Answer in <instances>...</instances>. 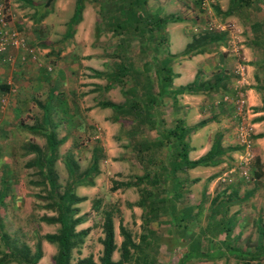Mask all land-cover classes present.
I'll return each instance as SVG.
<instances>
[{"label": "crops", "instance_id": "crops-1", "mask_svg": "<svg viewBox=\"0 0 264 264\" xmlns=\"http://www.w3.org/2000/svg\"><path fill=\"white\" fill-rule=\"evenodd\" d=\"M81 1L82 3L80 5V11L77 15V20L75 23H71V19L74 15L75 0H0V3L2 2L6 4L9 9V14L6 17L9 22L8 28L10 30H14L16 34L19 32L20 36L23 37V40L19 46L12 48L11 45H7L5 49L0 52V175H3L7 178L8 175H16L15 172H11L10 168L11 163L17 156V153L20 152V146L15 144L16 141H13L18 137L17 134L21 132L27 137L43 135L41 132L37 131L39 126L34 128L33 125L40 123L42 117L45 116L46 108L49 109L48 114L53 120H55L57 116L62 117L63 120H66L64 111H67L66 105L69 107L70 104L67 102V99L62 97L64 94L61 92L66 90L65 84L67 81L65 82V80L67 79V72L69 73L67 70L70 68V62H75L76 64L83 62L85 66L88 65L96 69L95 70L89 67L93 74L98 72V76H102L105 72H100L97 70L99 67H102L104 53L125 51L137 52V50H139L140 47L138 45L124 43L126 40H121L118 38L121 36V34L115 35L111 29H108L110 28L108 25V21L110 20L109 15L110 17H113L120 4H123L125 8L132 7L136 9V12L142 15V21L147 18L145 21H148L149 24L157 17H162L164 14H166L164 11L160 12V7H166L167 10H169L167 11L169 12L167 13L168 17H173L174 19L178 18L177 21L168 20L165 23L163 30L167 51L170 57V88H180L187 83H190L194 79L200 83H210L214 80L212 76L213 69L215 71L218 70L217 73H220L223 68L228 69L225 71V76L227 78L224 77V81L226 80L224 88L220 86L219 88H222L219 89L220 95L212 94L213 96L217 95L218 97H213L211 101L213 100L212 102L215 103L216 106L221 104L222 106L231 107V109H228V111L234 115L236 112V104L233 102V99L235 98V94L242 93L241 95L244 99L243 106L245 111L240 113L242 114L240 123L249 125L251 127V139L255 159H257L260 163L264 160V134L261 136H256L257 134L264 131V95L262 96L259 92L262 87L259 83V80L255 78L258 69L257 66L260 65V62H262L261 56H257V53L258 51H262V49L260 48V45L256 43L254 31L252 30V24L258 23L259 21L257 20L259 19H250L253 20L250 22L251 26L250 24H245L247 25L246 28L248 29L242 33L244 19L239 16V13H243V9H252L251 5L254 0H251L250 4L244 7L240 5L239 13L238 10H236L232 15H225L223 17H230V19L236 18L240 28H238V26L232 25L233 28L235 27L233 30L231 25H229L227 21L223 20V18H216L213 16V20L225 28L223 30L205 29L212 32H225L226 38L230 39L229 44L231 45L229 46V49L227 46L220 44V54L216 55V53L214 51H210V47L207 46V49L204 52L192 54L190 56H180L186 44L192 39L188 28L194 33V29H198L199 31V29L203 27L204 22L198 24V21L199 23L201 21L198 16L202 18L203 15L206 19H212V16H209L211 11L201 13L197 11V7L195 6L196 0H192L195 1L193 2L195 7V9L193 7L194 10L187 8L184 5V1L191 2V0H158L159 3H157V0ZM182 3L186 8L182 6ZM212 4H217L218 9L223 12L228 6V0H212ZM179 5L182 6L180 13L170 14V12L176 10ZM252 7L254 8L256 6ZM211 9H213V7H211ZM191 12H195L194 14L198 20L197 24L191 22V25L187 27L188 31H186V27L183 26L185 30L182 32V27H179V24L188 25L189 23L186 21V18H188L189 15L192 16ZM254 12V10L251 11L252 17L254 16ZM261 18L264 19V16ZM10 22L12 23L10 24ZM130 26L134 27L135 24L132 23ZM16 29H18V31ZM231 34H233L235 39ZM231 37H233L234 41L236 40L237 42L235 41V43H233V39H231ZM130 42H133V40L131 39ZM157 47L161 49L160 46ZM145 50L149 51L150 49ZM234 50L238 52V56H235L233 52H231ZM226 51L231 52V55L226 53V56L231 57H229V60L227 58L222 59V53ZM90 52H98L99 54L97 55L93 53L91 56L86 57V54H90ZM80 56L84 57L81 58ZM134 56L137 57L136 55ZM164 57L165 54L162 53L159 57V60L163 59ZM204 59H208V61H204ZM129 60L130 59L127 61ZM145 60L146 57L141 60L140 65ZM118 62L119 59L117 63ZM208 63L210 65L206 66ZM139 66L134 67L137 68ZM153 67L154 66H152V68L149 70L150 73ZM206 67H208L210 74L201 79L202 74L199 73V70ZM239 67L242 69L243 76H239L237 74ZM130 80L131 83L126 86L133 84V80L131 78ZM156 89L157 88L153 81L152 90L155 92ZM42 92H44V98L40 103L36 95ZM207 93V91L194 94L186 92H171L168 94V96L161 95L158 97V99L169 100L170 109L175 110V112L173 111V114L169 110L170 114L173 116L171 125L169 126L166 125L165 121H167V118L165 115H160L163 120L164 128H170L173 126L177 119H182L186 126L196 125V127L193 128L187 135V141L190 146V149L187 152L189 159H196L197 157L204 154L214 141L213 140L206 144L203 142L201 145H199V143H196L195 139H191V137L194 136H200L201 140L204 139L202 134L206 132V119H202V121L199 122H195L193 120L190 121L191 123L186 122V118H188V112L192 113L194 109L197 108L196 106L199 104L200 100L205 102L204 99L202 100L203 97L209 98L210 95L205 96ZM57 97L62 98V103L58 107L54 105ZM180 97H184L181 103L179 102ZM211 101L208 102L211 103ZM29 104H31V106L37 110L41 109V115L38 118V112H31V123H21L19 117L23 111L26 113L28 112L27 107ZM61 109H63V111ZM218 111L219 109L216 108L212 115L209 113L208 116L210 117L208 118L213 121V116ZM68 114H70L69 111H67L66 115ZM64 123L65 122L63 121V124ZM53 126L56 128L57 124ZM233 130L234 128H232V134L235 131ZM43 138L45 146L43 147L46 148L48 147L46 137L44 136ZM233 138L236 139L235 135H233ZM59 139H62V142L58 144L61 145L66 138ZM25 141L26 142L22 143L21 145V149L23 151L22 153L30 151V153H27V155H33L35 152L36 154L34 155V158L36 159V156L38 155L37 147H32L33 145L30 141ZM233 142H236V140H233ZM220 147L223 148L221 158L223 155L228 157L230 153L231 155L233 154V159L234 157L236 158L239 148L237 150L235 148L232 152H230L226 151L221 144ZM162 148L164 149V147ZM47 151H49V149ZM48 156L49 152L46 157ZM57 158L58 156H56L52 161V165ZM221 161L222 159L219 162ZM65 164L69 165L68 161H64V165ZM64 167H66L65 169L67 171V175H70V167ZM196 168L210 169L213 168V166H195L193 168L187 169L186 173L181 174L183 177L179 176V178H181L183 181L182 183L184 184V186L181 188L178 187L174 182V180H177L178 177H168V179L164 181V183H166L165 185L167 186L163 190L169 195H176L177 197L181 196L179 197L181 198V201L175 205L174 218H172V215L170 218L171 221L173 219L175 220L173 221L175 226V240L173 239L175 246L173 247L171 254L167 252L165 253L164 257H159V259L156 257L157 264H170V260H177L176 256L181 258L180 264H264V259H262L264 258L263 225L257 228L255 232L253 231L252 235L256 237L254 244L252 245L248 243V235L253 225L255 228L256 224H261L260 218L264 217V187H238L235 185L225 189H217L214 187L204 188L206 183H203L200 192L198 193L197 191L190 188L192 184L201 180H203V182L208 181V184L210 182L213 183L215 182V179L219 178V175H187L189 171H193ZM258 168L260 170L258 172H261L262 175L256 176L257 180L264 178V166ZM50 169L51 175H55V173H57L53 166H50ZM227 170H231L232 172L234 168L233 166H230V168ZM11 177L12 176H10V178ZM254 179L255 178H253V180ZM15 184H17L16 181ZM80 186H82L81 188L85 187L84 185ZM7 192H3L1 189L0 195L2 193L4 196L11 194V198H14L16 194L19 196L16 191V185L15 191H12L13 193H11L9 190ZM185 195L191 196L193 198L192 202H185L186 198H183ZM203 197L206 202H203L204 204L200 205ZM15 206L16 205H10L9 209L8 205H4V203L0 204V224L2 221L1 226L4 225V220H6V222L9 224L19 222L21 221V218L24 220V215L21 214L23 212L17 211ZM203 206L205 207L203 208ZM133 207L141 210L140 213H138V220H140L138 221L139 232L135 238L132 236V240L134 244H138L137 246L139 250L135 249L132 254L131 261L124 264H138L135 257L139 258V260H142L144 256L147 255V249L151 251L150 254L152 255H154L156 252L159 253V247L162 243H165V240L168 245L170 242L173 243L170 237H158V230L160 229L158 220L161 218L159 217L160 214H163L160 213L162 210L158 212L159 214L157 217L147 221L144 224V226L148 227L149 230L143 232L140 231V229L144 227L141 217L142 208L137 204L132 205V208ZM169 211L170 210H167L164 213L167 212L170 214ZM82 212V210L77 209L73 217L79 218V221L74 225V232H85L82 235L83 244V242H86V239L91 238L93 228L91 224L87 222L86 215H82ZM139 217H141V219ZM262 221L264 222V219H262ZM150 223L155 224L152 226ZM215 223H219V226H225V224L232 223L230 225H233V230L229 234H225L223 229L215 232L214 228H212ZM27 225L28 224L26 223L23 226L18 225L15 228L20 227L27 229ZM207 227L210 228L207 229ZM203 228H206V232L201 233ZM210 229H212V232ZM14 232L13 235L15 236ZM166 232L168 233V231ZM6 233L7 232H2L1 229L0 234H5L6 236L8 234V240L18 244L17 238H15L12 234ZM118 234H120L119 230L118 233H116L113 224V242L115 244V249L111 254V259L113 261L119 258L118 247L122 240V236L120 238ZM101 237L102 232L96 235L95 241H98V238ZM230 237H234L235 239L239 240L240 243H234V241L229 239ZM157 238H159L158 241ZM1 244L2 242L0 241V250L2 248ZM82 244L80 243V245ZM98 245H101L100 242H98ZM150 247H153V249ZM169 247L170 246H168V248ZM99 248L102 249V246ZM33 251L34 249H31L30 254H32ZM46 252L49 258H47L45 255ZM54 252L55 251H51V249H49L48 253V249L45 246L42 247V253L37 259L36 264H54L52 259ZM100 253L95 256L90 254L80 255L79 258H76L70 262L74 263L77 259L90 257L92 262L99 264L98 258ZM4 264L19 263L10 260Z\"/></svg>", "mask_w": 264, "mask_h": 264}, {"label": "rangeland", "instance_id": "rangeland-1", "mask_svg": "<svg viewBox=\"0 0 264 264\" xmlns=\"http://www.w3.org/2000/svg\"><path fill=\"white\" fill-rule=\"evenodd\" d=\"M191 0L184 1V5L187 8L193 9L194 5ZM264 0H254V2L251 5V10H245L243 9V13H239V16L244 19V27H242V33L248 29L246 28L247 25L250 24V19L257 18L259 22H263L264 19L261 18L264 16ZM157 3L159 1L157 0ZM183 3L182 6L184 7ZM213 5V4H212ZM211 5V6H212ZM178 6L176 10L173 12H170V14L180 13L181 7ZM256 6V7H252ZM184 7V8H186ZM160 12L164 11L166 14L163 16H166L167 8H159ZM195 9V7H194ZM193 9V10H194ZM191 10V11H193ZM254 10V16H251V11ZM211 14L209 16H213L216 18L221 17L219 14L215 13L213 9L210 10ZM209 11V12H210ZM195 12H191L192 16H188L186 18V21L189 23L188 25L179 24V27H182V32L185 30L183 26L186 27V31L189 30L190 36L194 37L198 33L196 31L193 33L191 29L187 27L191 25V22H195L194 20L197 19ZM183 15V14H181ZM207 17V16H206ZM200 18V23L198 21V24H201L203 22V19ZM222 18V17H221ZM235 18V17H234ZM263 19V20H262ZM11 20V18H10ZM223 20L227 21L229 25L233 28V26H238V21L235 19L223 18ZM248 21V22H247ZM12 22H10L11 24ZM233 25V26H232ZM200 26V25H199ZM192 27V26H191ZM16 28V27H14ZM235 27L233 28V30ZM18 31V29H16ZM164 30V27H163ZM162 30V32H163ZM201 32L207 31L203 28L200 30ZM19 34V32H18ZM233 36V34H231ZM19 37L23 40V37ZM234 37V36H233ZM231 37V39H233ZM235 39V37H234ZM233 39V43H235ZM165 40V37H164ZM163 40V41H164ZM230 39L228 38L226 40V43L224 46H227L229 49V46L231 44ZM221 39H217L216 42L212 45H210V51H214L216 55L219 53V45H220ZM237 42V41H236ZM132 44L136 45V42H130ZM164 45V44H162ZM166 45V41H165ZM12 48H15L11 46ZM221 48V47H220ZM226 49V48H225ZM157 48L158 54L157 57H160L162 52H165L168 54L167 47L163 49ZM233 52V51H231ZM230 51H226L223 54V58H227L228 60L231 58L230 56H226V53H229L231 55ZM94 52H90L86 54V57H89ZM136 52H129L128 59L131 64L134 66H139L141 63V60L146 57V60L148 61L149 55H145L143 57H135ZM214 53V54H215ZM94 54H99L98 52ZM182 54V53H181ZM180 54V55H181ZM213 54V55H214ZM257 56H261L262 54L260 51H258ZM81 58L84 56H80ZM107 57V58H106ZM230 57V58H229ZM236 58V57H235ZM103 64L102 67H99L97 71L105 72L104 75L98 76V72L93 74V72L89 69L92 68L91 66H85L83 62L80 64H76L75 62H70L67 71V79L65 80V88L66 90L62 91L61 93L64 94L62 97L67 99V102L70 104V106H67V111L70 112V116L65 117L66 120H63L65 123L60 122V120L57 122V119L55 120L57 123L51 122L52 125L57 124L56 128H54V134L53 138L54 140H57L59 138L65 139V141L61 144L56 146L55 148V154L58 156V158L53 162L54 170L57 172L55 175H51L52 179L54 180V186L57 194L61 193L67 185L68 188L71 189V192L76 196L84 197V200L81 202L72 203L71 207L77 208L78 210H82V215H86V220L88 223L92 226V233L91 238L86 239V242L81 241V244L78 246H75L74 248H71L70 250V261L79 258L80 255H97L100 253L99 247L101 245H98V241H95V237L98 233L101 232V221H102V211L103 210H110L112 213V221L115 227L116 233H118L119 225H122L125 229H127L131 236L133 238L136 237V235L139 232L138 227V213H140V209L132 208V205L136 204V201L138 199V191L136 187H118L115 190H111V186H117L119 182L121 181H128L133 178L134 175L141 174L142 168L138 163L137 157L135 155V149L131 146V143L129 141V134H131L133 137L137 136H143L146 138H155L156 131L148 127L144 123L139 126H135V124L132 123L129 117L120 116L117 118L113 110H111L108 107H104L100 105L99 103L102 101H111L113 103H122L124 101V98H128V95H123L118 85H114L112 87L106 85L107 81V73L112 69L115 63L118 61V56L115 55L114 52L111 53H104L103 58ZM128 59H123V61H127ZM150 59V58H149ZM237 60V58H236ZM204 61H208V59H204ZM208 63L206 66H209ZM95 69V68H92ZM96 70V69H95ZM228 69L223 68V71H227ZM259 71V72H258ZM218 70L215 71L213 69L212 76L214 78L215 75H217ZM199 73L202 74L201 79L207 75L210 74V71L208 67L204 69H200ZM257 75L259 77V83L261 84V81L264 78V72H261L257 69ZM70 76V77H69ZM211 77V76H210ZM127 81H125V87L126 85H129L131 83V80L129 77H126ZM44 91V90H43ZM261 95H264V90L261 89L259 91ZM44 92L38 93L36 95L38 101L41 103V101L44 98ZM212 94L220 95L219 88L212 89L209 91L205 96L210 95L209 98L203 97L205 102L201 101L199 102V107L197 104L196 109L192 113L188 112V118H186L187 123H191L190 121L199 122L203 120H207L205 122L206 125V132L202 134L204 137L203 140H201L200 136H194L191 137V139H195L196 143L201 145V143L205 142L204 144L211 142L215 140L217 137H219V142L222 145V147L225 148L226 151L232 152L235 148L236 150L239 148L238 142H233V140H236L233 138V135L235 133L232 132V128H234V125L238 120L234 118L233 114L228 111L231 107L222 106L221 104L216 106L215 103L211 101L213 97L217 98L218 96H213ZM226 94V93H225ZM221 97V96H220ZM179 102L181 103L184 97L179 98ZM199 100V99H198ZM163 101V102H162ZM160 104V108L162 109L161 114L165 115L167 118L165 121L166 125H171L173 116L170 114L169 110L172 112H175V110L170 109L169 100H162ZM211 101V103L209 102ZM4 103V101H3ZM62 103V98L57 97L55 106L58 107ZM204 107V108H203ZM206 107V108H205ZM28 112L26 113L23 111L19 117L21 123H28L32 119L31 112H38V118L40 117L41 109L37 110L29 104ZM184 108V107H183ZM216 108L219 109V111L214 114L213 121L208 118L210 115L213 114V111L216 110ZM236 109V108H235ZM237 110V109H236ZM60 122V123H59ZM69 122V123H66ZM31 123V122H30ZM29 123V124H30ZM40 126V123H37V125H33V127ZM232 127V128H231ZM133 128V129H132ZM128 129H132L130 131H127ZM135 129V130H134ZM137 129V130H136ZM235 130V129H234ZM233 130V131H234ZM18 137L14 139L13 142H15L16 145L20 146V152L17 153V156L15 157L14 161L11 163V172H15L16 175H8L7 177H4L3 175H0V190L2 189L3 192H7L8 190L15 191V185H16V191L19 194L13 195L14 198H11L10 195H5L0 198V204L4 203V205H8V208L10 209V205H16L15 208H17V211H21L22 215H24V220L21 218V221L15 222L14 224H9L6 222V220L1 221L0 224V232L2 229V232H7L9 234L13 235V232L15 233V238H17V245H25L26 251H29L31 253V249L35 248L36 242L39 244L40 249V255L42 253V247H46L48 249H51V251H55L53 256L55 255L57 251V246L55 242H48L46 239L43 238V235L46 233H57L58 232V223H52L47 222L45 220H42L43 216L50 217L55 216L57 213V206L54 202V199L48 194V184L45 183L42 175H37V167L35 165L27 166V162H31L34 159V155L36 154L34 152L33 155H27V153H22L21 145L22 143L26 142L25 140H28L32 143L33 146L37 147V153H43V156L46 157L48 155V152L46 148H44V136H30L27 137L25 134L18 133ZM236 138V137H235ZM190 140V138H189ZM28 143V142H27ZM44 146V147H43ZM96 149V169L98 173L91 178L93 185L87 186L84 185V188H81L82 186L77 185V180L80 175L88 173V170L91 168L93 163V156H94V150ZM166 150V149H165ZM164 149H160V154L162 157L166 158L168 150L165 151ZM65 155V156H64ZM231 153L227 157L226 155H223L221 158L222 161L218 162L216 165H211L213 168L206 169V168H196L195 172L189 171L187 175H219L218 179H215L213 183H209L208 181L201 180L199 182H196L190 186L193 190L200 192V189L202 187L203 183H206L204 188H217V189H225L232 186L237 185L238 187H264V178L257 180L256 174L259 170L258 167H261V164L256 165L255 163V155L252 158L251 161L248 162V164L243 165L242 168L235 167L234 170L229 172L230 166H234V159L232 157ZM64 161H68V164L64 165ZM258 163H260L258 161ZM69 166L71 173L70 175H67L66 167ZM150 165L146 164L144 170L148 168ZM15 170V171H14ZM226 172L225 178H222L223 173ZM180 177H183L181 174H178ZM262 175V173L260 174ZM259 175V176H260ZM10 176H12L10 178ZM86 179H89V177H84ZM253 178H255L253 180ZM16 179V180H15ZM206 179V178H205ZM15 181L17 184H15ZM166 183L161 182V178L159 179L158 185L153 186L150 184H147L146 188H150L154 190L159 197H168L167 193L163 190L167 185ZM188 186V185H187ZM158 187V188H157ZM204 190V189H202ZM8 193V192H7ZM16 193V192H15ZM24 194V195H21ZM205 194V193H204ZM181 197V196H179ZM176 197L177 203H180L181 198ZM183 198H186L185 202H192V197L185 195ZM198 198V197H197ZM179 199V200H178ZM96 201V202H95ZM206 202L204 197L202 198V202L200 205H203ZM94 204H97V210L94 207ZM205 206H203L204 208ZM162 208V207H161ZM137 209V210H136ZM24 210V211H22ZM26 210V211H25ZM136 210V211H135ZM146 211H148V207L146 208ZM9 214V213H8ZM174 218L175 213L172 214L164 213L160 214L159 217L160 220H158L160 229L158 230V237L164 236V237H170L171 241L169 245L166 243H162L159 247V253L156 252L154 255L150 254L151 251L147 249V256H150L148 259L153 264H157L156 257L159 259V257H164L165 253H170L173 251L174 244V229L175 226L173 224L174 219L171 221L170 218ZM186 215V214H185ZM141 219V217H139ZM261 224H256L255 228L254 225L248 235V243L254 244L256 237L253 236V231L255 232L257 228L263 225L264 229V222L262 219L264 217L260 218ZM201 220V219H200ZM137 221V222H136ZM28 224V228H15L18 225H25ZM55 224V225H54ZM155 223H150V225L154 226ZM166 224V227H165ZM144 226V225H143ZM4 229H3V228ZM204 229V228H203ZM203 229L201 233L203 232ZM149 230L148 227L144 226L140 229V231H147ZM168 231V233L166 232ZM212 232V229H210ZM6 233V234H7ZM209 233V232H208ZM148 234V233H147ZM121 238V235L118 234ZM169 235V236H166ZM8 236V234H7ZM12 237V236H11ZM157 238V241L158 239ZM163 238V237H162ZM169 239V240H170ZM174 239V240H173ZM231 241H234V243H240L239 240L235 239L234 237L229 238ZM3 247V245L1 244ZM42 246V247H41ZM168 246H170L168 248ZM49 247V248H48ZM118 254V252H117ZM45 255L48 257L47 252ZM239 255V254H237ZM177 260H170V264H180V257L176 256ZM153 260H152V259ZM264 259V258H262ZM51 260V259H50ZM78 260V259H77ZM76 260V261H77ZM75 261V262H76Z\"/></svg>", "mask_w": 264, "mask_h": 264}, {"label": "trees", "instance_id": "trees-1", "mask_svg": "<svg viewBox=\"0 0 264 264\" xmlns=\"http://www.w3.org/2000/svg\"><path fill=\"white\" fill-rule=\"evenodd\" d=\"M199 2L200 0H196L195 3L197 11L200 13L206 12V10L199 8ZM250 2L251 0H228V6L223 12L218 9L217 4L212 5L211 2L209 4V10L207 11H210L211 7H213L214 12L220 14L223 18L225 15H232L236 10L239 12L240 5L244 7L250 4ZM81 3V0H75L74 15L71 19V23L76 22ZM109 18V30L111 29L115 35L121 34V36L118 38L121 40H126L124 43H130V40L132 39L133 42L135 41L136 45L140 47L135 53L137 57H143L145 55L150 56L148 61L145 60L139 67L135 68L129 61H123V59H128L130 51L114 52L115 55H118L119 62L115 63L113 69L107 73L108 77L106 85L110 87L118 85L120 87V92L123 95H128V98H124L122 103H113L107 100H101L99 103L100 105L113 110L117 118L120 116L129 117L132 123L134 122L133 124H135V126H137L136 124L141 126L143 124L139 123H144L156 131L155 138H146L143 136L133 137L131 134H129V141L131 146L135 149V155L143 172L139 175H134L133 178L128 181H121L117 183V186L110 187L111 190H115L118 187L124 186L137 188L138 199L136 204L142 208L141 217L142 223L144 225L147 221L157 217L160 210H162L160 213L163 214L165 211L170 210L169 212L172 214L175 211L174 209L177 203L176 195L168 194V197L161 198L156 195L157 193L154 191L156 189H147V184L156 186L158 185L160 178L161 182L163 183L168 179V177H178V179L174 180V182L178 187L181 188L184 186V184L182 183L183 181L181 178H179L178 174H184L186 173L187 169L193 168L195 166L216 165L221 160L223 150L219 144V137H217L204 154L197 157L196 159H189L187 152L190 149V146L187 141V135L193 128L196 127V125L186 126L182 119H177L173 126L170 128H164L163 120L160 117L162 110L159 107L162 99H158V97L161 95L168 96V94L171 92H186L194 94L202 91L209 92L212 89L219 88L220 86L224 88L226 83V80L224 81V77H227L223 71H220V73L214 76L213 82L200 83L194 79L190 83H187L180 88L172 89L170 88L169 84L171 80L169 54L162 52L165 54V57L159 60V57H157V48L159 51L160 48L157 46H160L164 51L166 45L162 32L163 27L168 20L177 21L178 18L174 19L173 17H168V15H166L157 17L149 24L148 21H145L147 18L142 21V15L136 12V9L132 7L125 8L123 4H120L118 9H116L114 16L110 17L109 15ZM203 18L204 16L202 15V19ZM197 21L198 20L196 19L194 23L197 24ZM132 23L135 24L134 27L130 26ZM200 29L196 32L199 33L192 37L191 41L186 44L180 56H190L192 54L202 53L207 49V46L214 44L217 39H221L220 44L225 45L227 40L225 32H201ZM252 30L254 31L256 43H258L262 49V51H260L262 54V62H260V65L257 67L258 70L264 72V21L253 23ZM145 49L150 50L147 51ZM152 66L154 67L150 73L149 70L152 68ZM127 76L133 80V84L125 87ZM255 78L259 80L257 74ZM153 81L157 88L155 92L152 90ZM261 87L264 90V78L261 81ZM48 110V108L45 109V116L42 117V120H40V125L44 124L45 126H39L37 131L41 132L46 137V142L48 145L46 150L49 149V156L44 157L43 153L40 151V153H38L36 156V159L34 158L31 162L26 163L27 166L34 164L37 167V175H42L45 183L48 184V194L54 199V202L57 206V213L55 216H43L42 220L58 223V232L46 233L43 235V238L48 242L56 243L57 251L52 258L54 264H96L92 262L90 257L78 259L74 263L70 262L71 248L79 246L82 241V235L85 233L84 231L74 232V225L79 221V218L73 217L77 209L71 207V204H76L77 202L83 200L84 197L74 195L71 192V189L68 188V185L59 194H57L55 190L53 182L54 180L51 177L50 166L52 161L57 156L54 152L55 148L57 144L62 142V139L54 140L52 137L54 134V126L51 122L57 123L59 120L60 122H63V118L57 116L56 122V119L53 120L49 116ZM61 110L63 111V109ZM64 112L66 116L67 111L65 110ZM67 116H70V114ZM132 129H128L127 131ZM262 134H264V131L257 134L256 136H261ZM162 147H164V150H168L166 158L162 157L159 153L160 149H163ZM95 154L96 149L94 150L92 166L88 170L87 175L84 173L75 179L77 180V185H92L93 182L91 178H93L98 173L95 165ZM255 163L256 165L261 164V166H264V160L261 163H258V160L255 159ZM146 164H149L150 166L144 170ZM255 174L256 176H259L261 172H257ZM86 176L89 177V179L84 178ZM3 196L4 195L2 193L0 198ZM147 207L148 211H146ZM93 208L97 210V204H94ZM230 224L232 223L225 224V226H219V223H215L212 228H214L215 232L223 229L225 234H229L233 230V225ZM118 228L119 233L122 236V240L118 247L119 258L113 261L111 259V254L115 249V244L113 242L112 213L110 210H103L101 221L102 237L99 239L102 249L98 258L99 264L128 263L131 261L132 254L135 249L139 250L137 246L138 244H134L130 232L122 225H119ZM209 228L210 227H207V229ZM203 232H206V228L203 229ZM0 241L3 245L0 250V264H4L10 260L16 261L19 264H36L37 259L40 257L38 242L35 244L33 253L30 254L29 251H26L27 249H25V245H17L16 242L8 240V237L5 234H0ZM150 248L153 249V247ZM149 258L150 256L147 255L144 256L142 260H139V258L135 257L138 264H153L148 260Z\"/></svg>", "mask_w": 264, "mask_h": 264}, {"label": "built area", "instance_id": "built-area-1", "mask_svg": "<svg viewBox=\"0 0 264 264\" xmlns=\"http://www.w3.org/2000/svg\"><path fill=\"white\" fill-rule=\"evenodd\" d=\"M212 2V0H200L199 2V8L204 10H209V4ZM9 9L8 6L4 3H0V52L5 49L7 45H11L13 47H17L21 44L22 39L19 37L18 34L14 30H10L8 28L9 22L6 19L8 16ZM204 24L203 29L207 30H223L225 27L220 25L214 20H209L204 17ZM194 31H198V29H194ZM225 51V49H224ZM233 54L235 56H238V52L236 50L233 51ZM237 74L239 76H243L241 67L238 68ZM237 93V92H236ZM242 93L235 94V98L233 99V102L236 104V112L233 115L234 118L238 120V122L234 125V133L236 137V141L239 144L238 153L236 155V158L234 157V166L238 168H242L243 165L248 164L249 161L252 160L254 153H253V147H252V129L249 125H245L243 123H240L241 121V112L245 111L244 109V99L241 95ZM237 95V96H236ZM231 170H229L230 172ZM226 172L223 173L222 178H225Z\"/></svg>", "mask_w": 264, "mask_h": 264}]
</instances>
